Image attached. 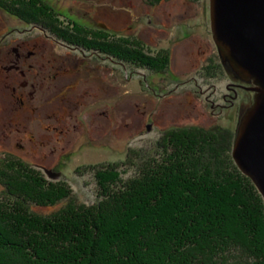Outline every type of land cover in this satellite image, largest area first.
Listing matches in <instances>:
<instances>
[{
    "label": "rangeland",
    "instance_id": "obj_1",
    "mask_svg": "<svg viewBox=\"0 0 264 264\" xmlns=\"http://www.w3.org/2000/svg\"><path fill=\"white\" fill-rule=\"evenodd\" d=\"M45 1L64 27L113 35L161 61L166 55L169 66L159 73L104 57L92 62L0 9L1 164H29L46 180L67 184L78 203L92 205L94 168L120 165L129 151L134 160L151 157L169 130L219 128L236 137L253 94L241 91L233 106L222 100L238 77L213 39L210 0ZM69 202L33 209L51 215Z\"/></svg>",
    "mask_w": 264,
    "mask_h": 264
},
{
    "label": "trees",
    "instance_id": "obj_2",
    "mask_svg": "<svg viewBox=\"0 0 264 264\" xmlns=\"http://www.w3.org/2000/svg\"><path fill=\"white\" fill-rule=\"evenodd\" d=\"M0 9L72 46L114 53L125 69L169 66L166 55L113 35L64 27L45 0H0ZM235 138L219 128L169 130L151 157L129 151L120 165L94 168L92 205L31 165L3 160L0 264H264V199L232 157ZM64 200L51 215L33 209Z\"/></svg>",
    "mask_w": 264,
    "mask_h": 264
},
{
    "label": "water",
    "instance_id": "obj_3",
    "mask_svg": "<svg viewBox=\"0 0 264 264\" xmlns=\"http://www.w3.org/2000/svg\"><path fill=\"white\" fill-rule=\"evenodd\" d=\"M210 16L223 61L238 78L252 83L247 90L255 93L242 117L232 157L264 199V0H210Z\"/></svg>",
    "mask_w": 264,
    "mask_h": 264
},
{
    "label": "flooded vegetation",
    "instance_id": "obj_4",
    "mask_svg": "<svg viewBox=\"0 0 264 264\" xmlns=\"http://www.w3.org/2000/svg\"><path fill=\"white\" fill-rule=\"evenodd\" d=\"M44 33L47 37L53 38V41L56 42L58 46L66 50L75 51L77 54H82L83 56L90 58L92 62L98 63V61L104 57L106 61L108 60L110 63H114V64L116 63L114 53H112L110 57L102 56L101 52L97 49L92 50V51H87L84 48H81L80 46H72L64 41L58 40L56 39V37L48 35L47 32H44ZM30 52L32 53V51ZM236 80H237V83L227 85L226 89L228 92L223 94V99H222L223 102L225 103L231 102L232 106L237 104L238 102H241L243 98V96L241 95V91H243L244 93L251 92V91H248L247 88L252 86V83L246 82L240 78H236ZM251 93L253 94V100H254L255 93L254 92H251Z\"/></svg>",
    "mask_w": 264,
    "mask_h": 264
}]
</instances>
